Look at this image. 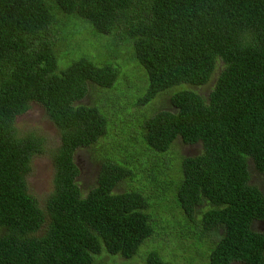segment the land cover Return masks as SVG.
Masks as SVG:
<instances>
[{"label":"trees","instance_id":"obj_1","mask_svg":"<svg viewBox=\"0 0 264 264\" xmlns=\"http://www.w3.org/2000/svg\"><path fill=\"white\" fill-rule=\"evenodd\" d=\"M53 11L86 21L98 34H126L148 78L137 106L174 90L170 110L143 119L141 146L130 137L121 143L128 151L101 156L87 193L78 187L74 156L105 137L110 124L106 110L105 118L79 102L88 84L112 87L117 71L80 58L56 73ZM211 80L206 98L177 87ZM33 103L59 131L43 209L25 181L32 159L44 153L43 139L18 136L15 126ZM176 139L202 150L179 160L181 178L174 181L166 175L172 168L158 166ZM139 156H156L150 175L164 176L171 206L200 228L208 264H264V233L253 228L264 221V193L250 183L251 171L264 175V0H0V264L133 257L160 224L148 213L143 188L114 192L134 176ZM144 264L169 263L149 252Z\"/></svg>","mask_w":264,"mask_h":264},{"label":"rangeland","instance_id":"obj_2","mask_svg":"<svg viewBox=\"0 0 264 264\" xmlns=\"http://www.w3.org/2000/svg\"><path fill=\"white\" fill-rule=\"evenodd\" d=\"M53 13L55 23L51 27V35L56 57V73L65 70L80 58L97 66L109 65L117 71V78L112 87L105 89L88 84L87 94L79 102L86 106H96L105 118L104 110H106L110 124L107 126L108 132L105 137L100 138L93 146L80 149L75 153L74 161L79 170L76 181L83 193H87L89 188L95 185L101 156L105 152L114 155L113 153L121 154L128 151V148L121 143H125L130 137L137 139L138 142H132L135 146H141L142 142L141 139L138 140V133L141 130L143 119L157 111L170 110L169 97L174 90L171 88L156 96L146 107L137 106L135 101L146 92L148 78L145 71L133 59L134 49L126 34L121 29H113L107 35L98 34L89 23L82 19L73 15H63L56 11ZM132 64H134L133 68ZM212 85L213 81L211 80L204 86L195 87L181 84L177 87L192 90L206 98ZM178 90L180 89L178 88ZM142 115L144 116L142 117ZM15 126L18 136L31 133L43 139L44 153L32 159L30 172L25 178L28 193L43 209L51 192L53 178L51 156L59 145V131L48 118L44 109L35 103L31 104L26 113L16 118ZM122 148L125 149L122 150ZM170 148L168 153L171 156L165 155L169 160L166 163H161L158 167L160 169L167 166L169 169L172 168L171 171L166 172V175L175 178L174 181H176L178 176L181 178V158L198 155L202 147L199 143L185 145L176 139ZM156 156L150 158L144 156L143 159L139 156L137 160L140 161L136 166L134 176L119 183L114 192L121 193L143 188L145 195L150 198L148 213L154 212L153 215L157 216L160 224L157 229L154 228L151 237L138 247L133 257L121 259L116 258L118 256H113L112 263L142 264L143 260L144 264L146 255L149 252H154L169 264H208L210 249L208 250V246H206L200 228L193 227L192 222L185 217L174 202L176 207L171 206L169 200L173 199V194L164 191L171 184L162 189L161 181L164 180V176L153 178L150 175L149 169L156 167V165L150 166L152 162L157 161ZM127 157L125 156L123 159ZM118 163H122V161H118ZM173 167H176L178 171ZM250 177V183L264 193V175H257L251 171ZM161 195L163 200L158 203ZM156 205L157 207L154 209ZM204 208L202 206L200 210L203 211ZM195 219L198 220L199 216H196ZM154 223L153 220L151 225ZM253 228L257 232L264 233V224L256 223Z\"/></svg>","mask_w":264,"mask_h":264},{"label":"flooded vegetation","instance_id":"obj_3","mask_svg":"<svg viewBox=\"0 0 264 264\" xmlns=\"http://www.w3.org/2000/svg\"><path fill=\"white\" fill-rule=\"evenodd\" d=\"M258 223L264 224V221L263 222H258Z\"/></svg>","mask_w":264,"mask_h":264}]
</instances>
